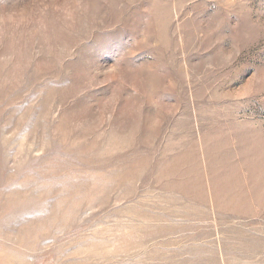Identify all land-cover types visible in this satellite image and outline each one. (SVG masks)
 Returning <instances> with one entry per match:
<instances>
[{"label":"rangeland","instance_id":"rangeland-1","mask_svg":"<svg viewBox=\"0 0 264 264\" xmlns=\"http://www.w3.org/2000/svg\"><path fill=\"white\" fill-rule=\"evenodd\" d=\"M0 264H264V0H0Z\"/></svg>","mask_w":264,"mask_h":264},{"label":"bare ground","instance_id":"bare-ground-1","mask_svg":"<svg viewBox=\"0 0 264 264\" xmlns=\"http://www.w3.org/2000/svg\"><path fill=\"white\" fill-rule=\"evenodd\" d=\"M20 228V227H19ZM133 229V228H132ZM124 237V236H123ZM92 245V244H91ZM100 245V244H99ZM93 247V245H92ZM101 249V248H100ZM105 252V251H104ZM9 255V254H8ZM89 255L91 257V259H96L98 257H100L102 255V252L99 250V247L97 248H93L91 249V251L89 252ZM117 257V256H116ZM19 259V258H17ZM68 259V258H67ZM82 262V261H81Z\"/></svg>","mask_w":264,"mask_h":264}]
</instances>
